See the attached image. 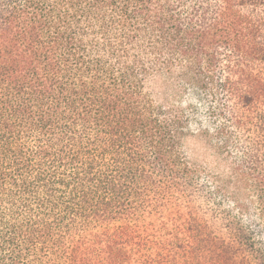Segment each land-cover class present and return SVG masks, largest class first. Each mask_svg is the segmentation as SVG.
I'll list each match as a JSON object with an SVG mask.
<instances>
[{
  "label": "trees",
  "instance_id": "1",
  "mask_svg": "<svg viewBox=\"0 0 264 264\" xmlns=\"http://www.w3.org/2000/svg\"><path fill=\"white\" fill-rule=\"evenodd\" d=\"M0 264H264V0H0Z\"/></svg>",
  "mask_w": 264,
  "mask_h": 264
},
{
  "label": "rangeland",
  "instance_id": "2",
  "mask_svg": "<svg viewBox=\"0 0 264 264\" xmlns=\"http://www.w3.org/2000/svg\"><path fill=\"white\" fill-rule=\"evenodd\" d=\"M204 149L201 147L199 143L188 142L187 143V153L190 159L194 161H200L205 158V154L203 153Z\"/></svg>",
  "mask_w": 264,
  "mask_h": 264
}]
</instances>
